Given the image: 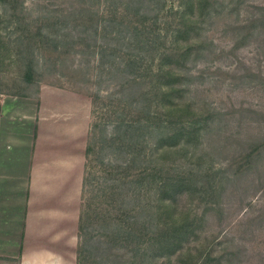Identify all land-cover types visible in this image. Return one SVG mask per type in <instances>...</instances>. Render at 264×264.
Returning <instances> with one entry per match:
<instances>
[{
	"label": "rangeland",
	"instance_id": "374dc122",
	"mask_svg": "<svg viewBox=\"0 0 264 264\" xmlns=\"http://www.w3.org/2000/svg\"><path fill=\"white\" fill-rule=\"evenodd\" d=\"M170 1L157 22L161 33L171 30L178 19L177 0ZM55 2L65 9L78 4L76 0L4 1L10 12L13 8L28 10L20 11L24 16L19 19L9 15L0 19L3 39L11 40L14 47L33 48V52L24 62L7 58L0 62V94L32 93L41 83L65 86L88 96L93 108L90 124L102 122L111 116L108 104L119 102L120 80L105 73L104 65L99 66L89 39H84L77 47L82 51L75 53L69 48V35L60 39L58 46L52 35L43 36L52 17L40 14ZM172 3L175 7L170 10ZM99 6L108 5L101 2ZM200 19L198 29L189 34L193 49L185 65H166L182 75L175 83L180 89L166 101H177L188 110L185 115L165 114V135L177 131V138L163 141L162 180L178 188L163 196L155 185L147 191L143 188L146 210L137 215L142 223L136 231L142 234L151 226L142 220L152 218L148 208L154 210L162 197L173 208V216L183 218L180 225L187 229L180 247L170 257L157 258L156 264H264V0H214L210 13ZM15 38L22 43H13ZM166 45L169 51L172 44L168 45L167 38ZM173 56L178 58V52ZM90 94L95 96L94 105ZM190 116L194 121L197 118L191 127L185 120ZM180 124L184 130L179 129ZM89 156L94 169L106 167L102 166L106 159L97 167V154ZM131 194L93 198L86 186L82 205L90 209V221L82 264H130L135 241L130 237L115 241L111 226L116 221L133 225L128 216L140 208L136 205L134 211L125 205L119 209ZM153 216L161 226L165 220L166 226L174 220L165 213ZM144 248L150 262L149 241ZM0 264L13 263L0 258Z\"/></svg>",
	"mask_w": 264,
	"mask_h": 264
},
{
	"label": "trees",
	"instance_id": "16d2710c",
	"mask_svg": "<svg viewBox=\"0 0 264 264\" xmlns=\"http://www.w3.org/2000/svg\"><path fill=\"white\" fill-rule=\"evenodd\" d=\"M4 1L0 0V19L5 15L19 19L24 16L23 12L28 10L22 7L19 12L16 8L10 12ZM76 1L78 4H70L71 7L67 9L59 2H55L54 6L47 7L48 10L40 14L44 17H52L46 24L48 33L45 32L43 36L52 35L54 45L58 46V41L69 35V48L74 49L75 53L82 51L77 47L82 45L84 39L92 41L90 49L96 55L99 66L104 65L105 73L119 78V91H121L119 102L114 103L115 105L108 104L111 116L102 122L96 121L89 125L91 136L88 134L85 147L76 263L82 264L89 239L86 224L90 221V209L88 207L84 209L82 205L84 190L88 186L93 198L102 196L106 199L108 196L112 199V195L115 194L126 195L128 192L133 194L127 200H123L124 205L119 208L122 210L125 205L133 207L134 211L136 205L140 208L137 213L128 216L133 218V225H124L116 221L112 224L111 231L115 234L113 236L115 241L127 237L135 241L134 252L128 259L130 264H156L157 258L170 257L180 247L187 229L184 225H180L183 218L180 216V220H177L170 211H173V208L160 197L154 210L148 208L152 218L142 220L147 221L146 223L151 226H147L146 232L143 231L142 234L136 231V229L140 230L136 226L142 223L137 220V215L139 212L143 214L146 210L142 205L144 204L143 188L145 187L147 191L150 185H155L159 196L172 194L178 188L177 185L162 180L160 163L161 153L165 149L163 141L165 138H177V131L165 135L168 122L165 121V114L174 111L185 115L188 110L177 101L170 103L166 101L175 96L174 90L180 89L175 83L177 78L182 76L178 69L167 68L166 65L172 67H174L172 63L185 65L193 49L189 34L194 29H198L200 17L210 13L214 0H177L176 7L174 3L170 4V10L175 7L178 19L172 29L165 33H161L157 22L161 12L167 8L168 2H172L170 0ZM101 2L107 4V8L99 6ZM78 22H81L80 26L77 25ZM166 38L168 45L172 44L169 51H167ZM14 42L20 44L22 39L15 38ZM202 46L200 44L199 49H202ZM32 52L33 48L14 47L11 45V40L5 41L0 33V62L4 58L24 62ZM177 52L178 58H175L173 55ZM100 77L102 78V75ZM90 96L93 97L91 102L93 101L94 105L95 96L92 94ZM132 111L135 114H130ZM92 112L93 108H91ZM185 120L191 127L197 118L194 121L190 116ZM179 122L182 120L180 119ZM179 129L184 130V126L180 124ZM162 133L165 136H162ZM151 137H154L155 141H151ZM97 143L99 144L95 149ZM90 153L97 154V167L106 159L105 164L102 165L106 167L94 169L95 163L92 162ZM98 170L100 172L96 173ZM164 213L174 219L170 226H166L168 224L166 220L164 226L159 225V221L153 216ZM160 227L165 228L166 231L159 229ZM147 232L150 235L144 239ZM146 241L150 242L151 247L150 262L145 254Z\"/></svg>",
	"mask_w": 264,
	"mask_h": 264
},
{
	"label": "crops",
	"instance_id": "0c3cea01",
	"mask_svg": "<svg viewBox=\"0 0 264 264\" xmlns=\"http://www.w3.org/2000/svg\"><path fill=\"white\" fill-rule=\"evenodd\" d=\"M91 104L78 90L41 83L0 94V258L77 264Z\"/></svg>",
	"mask_w": 264,
	"mask_h": 264
}]
</instances>
